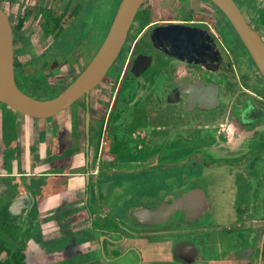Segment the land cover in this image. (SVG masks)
Masks as SVG:
<instances>
[{
	"label": "flooded vegetation",
	"instance_id": "flooded-vegetation-1",
	"mask_svg": "<svg viewBox=\"0 0 264 264\" xmlns=\"http://www.w3.org/2000/svg\"><path fill=\"white\" fill-rule=\"evenodd\" d=\"M201 1L221 13L209 1ZM143 11L140 17H135L116 59L119 63L117 75L104 78L112 80L113 87L116 83L119 87L111 106L106 104L103 111L100 109L102 114L98 118L90 111L89 94L90 189L93 193L97 189L103 194L102 186L106 182L120 183V180L135 178L141 167L145 169L150 164L161 171L158 173L163 178L166 175H162V171L170 172L167 174L185 172L181 177L170 175L167 179L170 181L162 184L174 195L165 198L164 203L192 189L202 191L208 203L198 218L189 219L178 213L173 217H180V220L170 226L173 217L165 224L146 226L139 224L130 212L129 224L134 229L130 230L129 238L114 228L108 229L114 224L106 225L101 230L103 239L99 240L105 260L114 264L127 258L122 264H152L151 258L144 259L142 251L148 248V240L156 239L159 244L152 245L150 252L161 258L162 264H221L222 257L229 258L228 263L234 260L238 264L236 262L242 255L244 260L249 258L244 264H264V154H260L264 153V94L255 92L251 86L258 70L232 27L224 24L217 28L223 41L221 44L212 27L191 11L184 13L188 15L184 19L150 23H147L150 14L145 9ZM213 15L212 23L216 26ZM218 21H224L223 15ZM170 25L205 31L209 47H196L197 63L177 60L157 47L159 31ZM229 31L233 35L227 34ZM241 47L251 65H240L242 59L234 52ZM137 59L138 69L141 68L140 74L136 75L131 69ZM146 63H149L148 67L141 72ZM234 70L236 74H233ZM241 79L255 93L241 85L238 90ZM205 87L209 90L206 91ZM206 94L209 96L207 101ZM134 97L136 106L127 108L126 104ZM204 101L215 105L201 108L199 104ZM84 118L85 115L83 129L73 125L71 139L77 146L82 139L86 161ZM103 120L104 125L101 124ZM255 132H260L257 140L252 137ZM257 162L261 165L254 168ZM209 172H214V176L207 178L208 187L194 181ZM159 203L136 209H152ZM216 204L224 211L218 213ZM207 214H210L208 224L204 221ZM90 216L92 219L93 214ZM212 235L216 236L211 242L208 237ZM218 236L226 240L224 246L217 240ZM192 237L200 243L197 244ZM210 244L214 248L211 255Z\"/></svg>",
	"mask_w": 264,
	"mask_h": 264
},
{
	"label": "rangeland",
	"instance_id": "rangeland-1",
	"mask_svg": "<svg viewBox=\"0 0 264 264\" xmlns=\"http://www.w3.org/2000/svg\"><path fill=\"white\" fill-rule=\"evenodd\" d=\"M58 1L60 0H0V7H2L6 11V14L9 16V20L12 26H14L17 23L18 19L20 18V16H22L25 10L31 11V15L27 17L24 27L20 31L13 32L14 39L16 41L15 43L16 55L14 56V63H16L17 65L15 70L16 84L18 86L20 84L23 89H27L29 86L35 84L41 90L47 92L52 90L54 87L58 85H66L68 81L77 74L76 73L77 67L71 65L69 62H66L65 60L60 61L59 63L52 62L48 67L44 68L42 73L34 76L29 75L27 71L28 69L26 70V68H22L24 63L32 64L33 60L38 56H40L43 49L52 43V39L45 38L43 35V31L40 25V23L42 22V18L38 15L37 10L40 7H47V8L55 7ZM87 1L88 0H83L82 2L84 4V2ZM233 1L238 5L239 9L241 10L242 14L244 15L249 25L252 28L254 27L256 31L260 32L258 34L260 36L262 35L264 39V0H233ZM83 7L84 10L79 13L78 17H76L75 20L73 19L74 20L73 28L70 29L71 31L73 30L74 32H76V36L77 35L79 36L76 37L70 34L68 38V40L71 39L75 43V46L79 43L81 44L80 47H78V49L84 52L82 55L83 56L82 60L84 64L82 63L81 69L85 68L88 65V63L93 58L92 56L95 55V54L93 55L94 51L97 49L99 45L102 44L109 29L108 21H110L111 19L110 15L107 14L106 12L107 4L103 0H92L87 4H84ZM143 9H145V11H148L151 17V19L147 23L166 20V19H182V18L184 19L188 17V15L184 13L191 11L194 13V15H197L200 18V20H203L204 22L209 24L219 36L221 44L223 42L220 33L217 31V28L224 26V24L227 26L226 21L225 20L218 21V19L221 18L222 16L221 13L219 12L217 13L216 11H214L212 7L202 2L201 0H148L146 4H144ZM212 15L214 16L213 20L215 22L217 21L216 26H214L212 23ZM66 21L67 24L68 23L70 24L72 20L66 19ZM88 33H90L91 36H89L90 37L89 41L86 42V36ZM227 34L233 35V32L229 31L227 32ZM133 43H134V39L131 41L130 47H132ZM220 48L221 49L223 48L222 45L220 46ZM230 48H233V45H231ZM234 53L238 54V56L241 57L242 60H240L239 62L241 66L244 67V65H246L247 63L250 65L252 64L250 59L246 56L244 49L242 47L236 48V52ZM76 55H77L76 56L77 60L80 61L81 53L77 52ZM227 58L230 59V56L229 57L227 56ZM244 58L247 61L245 60L243 61ZM118 66H119L118 61L117 62L115 61L113 66L108 71L107 75L108 76H111L112 74L117 75ZM124 67L122 68V71ZM235 67L237 68V66ZM236 73L237 71L234 70L233 74ZM254 78L255 80L251 82V86L254 88L255 92L256 91L259 93L262 92L264 94V79L260 76V74L257 71L254 74ZM240 85L246 89H249L247 85L244 84L242 79L238 82V90H241ZM111 87L113 89L110 90ZM118 87H119L118 83H116L113 87L112 80L110 81L109 79H105L96 89H94L90 93V108H91L90 111L92 112V115L94 117L98 118L101 116L103 108L106 104H108V107L111 106L114 96L118 90ZM250 91L255 93L253 90ZM134 102H135V97L128 101L126 107L130 108L132 106H136L134 105ZM83 104H84V99L81 98L79 101L74 103L70 108L66 109L65 111L61 112L59 115L54 117L52 119L53 124L57 123L58 126L63 125V129L65 127L64 125H66V129H69L68 127L71 128L70 131H72V127H74L73 125L75 124L76 126L78 125L80 129H83V117H84V113L82 110ZM108 110L109 109H107L106 114L108 113ZM104 123L105 120L101 122L102 125H104ZM53 135H55V138L58 135L61 136L62 130L59 129L57 131V129H54ZM252 137L254 140H257L260 137V132L257 133L255 132ZM237 139H239V137H237ZM242 150L244 151V149ZM260 154H264V153L260 152ZM79 155L83 160L82 151L80 152ZM260 165L261 163L258 164L257 162V165H254V168L256 167L258 168ZM153 166L154 165L150 166V164H147V167L145 169H143L144 167H141L140 168L141 170L137 172L138 174L135 178L124 179L123 182L122 180H120V183H116L115 181L106 182V184L102 186L103 190L101 193L104 192L103 194H99L98 190L96 189L95 191L96 193H94V197H95L94 202L95 200L99 201L100 204L99 203L98 204L100 205L101 211L100 212L98 211L97 214L99 215V218H103V220L99 219L100 220L99 222L95 221L94 222L95 226L105 227L106 225L109 226L112 223L114 225L109 226L108 229L114 228V230L116 229V231H118L122 236L129 238L130 230L132 231L134 229L133 225L130 226L129 224L131 220L129 216L130 212H132L133 210H135L140 206L144 207L146 205L148 207H153L159 202L164 203L163 202L164 199L167 198L168 196L171 195L174 196L172 193H170V189L163 187V185L164 183L170 181L167 180L171 177L170 175L172 176L175 175L179 177L185 176L184 170H182V172L179 173L172 172L173 174H167L170 172L162 171L163 173L162 175H166L167 177V178L164 177L166 178V180H164V178L161 177V174H159L161 171H159V169L155 170ZM133 167H136L135 164L133 165ZM263 172H264V166H263ZM194 175H195L194 177L197 176V174L195 173ZM213 176H214V172H209V174H206L205 176H199L197 179L195 178L194 181L199 185L208 187L207 178L210 179ZM116 179L117 178H114V180ZM34 182H37V180ZM103 183L104 182H102V184ZM184 184H188V183L185 182ZM151 191L152 193H150ZM216 207L219 209L218 213L224 211L223 208L219 207L218 204H216ZM209 215L207 214L206 218L204 219L205 222L208 220V218H210ZM177 220H180V217L177 216L173 217L172 220L169 222L170 223L169 226L175 225ZM14 221H17V219H13L9 222H14ZM9 222L7 223L10 224ZM17 233H18V228H17ZM214 236L216 235H212L208 237V239L211 240L212 242L214 241ZM100 238L101 237H99V240ZM217 238L218 241H222V244L224 246L226 240L220 236H218ZM195 239L196 238H193L194 241ZM195 242L197 244L200 243L199 241H195ZM146 243L149 244V246L147 249L145 248V250L142 251L144 259L149 260L151 258L152 264H162V259L161 258L159 259L158 256H156L155 254H151L150 252V247H152V245L159 244V242L156 239H151V241L148 240ZM70 244L71 242H68L64 248H68ZM142 245H143V240H142ZM212 245L213 244H210V250H209L210 255L212 254L214 249ZM64 248H62L61 250L63 251ZM222 252H226V250H222ZM242 257L243 255L241 256V258H239V260H237L238 262L236 263L244 264L245 262H248L249 258L244 260ZM4 258L5 255L2 254V259ZM44 260L50 261L51 259L45 258ZM63 260H64L63 262H66V264H77V262L82 264H88L87 262L89 261V258H85V256H81L80 259L70 257L68 259H63ZM228 260L229 258L222 257L221 264H235L234 260H230L231 263H228ZM39 261L41 262V259ZM209 264H216V263L211 262Z\"/></svg>",
	"mask_w": 264,
	"mask_h": 264
},
{
	"label": "crops",
	"instance_id": "crops-1",
	"mask_svg": "<svg viewBox=\"0 0 264 264\" xmlns=\"http://www.w3.org/2000/svg\"><path fill=\"white\" fill-rule=\"evenodd\" d=\"M53 118H32L0 103V210L7 222L17 219L9 223L18 228L24 264H66L63 259L81 256L88 264H112L99 241L104 227L93 225L101 210L79 155L82 139L77 146L71 128ZM54 129L62 135L55 138Z\"/></svg>",
	"mask_w": 264,
	"mask_h": 264
},
{
	"label": "water",
	"instance_id": "water-1",
	"mask_svg": "<svg viewBox=\"0 0 264 264\" xmlns=\"http://www.w3.org/2000/svg\"><path fill=\"white\" fill-rule=\"evenodd\" d=\"M146 0H121L115 12L107 34L99 49L75 79L59 94L49 99L34 98L23 92L16 84L14 71V35L9 16L0 8V103L21 114L32 118L49 119L70 108L81 98H85V145H86V181H89V94L104 80L108 71L118 58L125 44L129 29L138 10ZM227 19L240 42L247 51L254 66L264 79V41L248 24L238 5L233 0H207ZM200 28L182 25H170L159 31L157 47L180 61H195L197 46L209 47L207 36ZM139 59L131 72H140ZM149 63L142 66V71ZM140 74V73H139ZM208 91L209 88L205 87ZM205 100H209L206 94ZM200 102L201 108L214 107L215 103ZM208 199L198 189H192L184 195L172 198L169 202L156 207L135 209L131 216L142 225L152 226L167 223L171 217L183 213L189 219L198 218L207 207ZM102 241V239H101Z\"/></svg>",
	"mask_w": 264,
	"mask_h": 264
},
{
	"label": "trees",
	"instance_id": "trees-1",
	"mask_svg": "<svg viewBox=\"0 0 264 264\" xmlns=\"http://www.w3.org/2000/svg\"><path fill=\"white\" fill-rule=\"evenodd\" d=\"M82 1L83 0H60L55 5V7L38 8L37 13L42 18V22L40 23V25L43 31V35L45 38L52 39V43L42 51L40 56H38L37 58L33 60L32 64L24 63L22 68H26V70L28 69L27 71L30 76H34V75L42 73L44 68L48 67L52 62L59 63L60 61H63V60L77 67L76 76L82 72V70L84 69V68L81 69V65L83 63L82 55L84 52L78 49V47H80L81 44L79 43L75 46V43L71 39L68 40L70 34L76 36V32H74L73 30L72 31L70 30L73 28V23H74L73 21L76 19V17H78L79 13L84 10V7H83L84 4H87L91 2L92 0H88L89 2L88 1L84 2V4ZM103 1L107 4L106 12L107 14L110 15V18H111L110 21H108L109 22L108 28H109L112 22V18L114 17L115 12L121 0H107V2L106 0H103ZM143 8H144V4L138 10L136 14V18L140 17L141 13L144 12ZM29 15H31L30 10H25L23 12L22 16H20L17 23L14 26H12L13 32L20 31L24 27L26 19L27 17H29ZM223 18L226 21L227 26L231 27L227 19L224 16ZM66 19L72 20L70 24L69 23L67 24ZM78 36L79 35H77L76 37ZM89 36H91L90 33H88L86 36V42L89 41L90 39ZM13 42H14V56H15L16 55L15 39L13 40ZM99 46L94 51L93 55L99 49ZM77 52L81 53L80 61L77 60V57H76ZM16 67L17 65L16 63H14V71L16 70ZM76 76L70 79L66 85H58L54 87L52 90L47 91V92L41 90L35 84L32 86H29L27 89H23L20 84L18 87L23 92H25L26 94L34 98H38V99L52 98L56 96L59 92H61L67 85H69L75 79ZM24 90H26L27 92ZM6 218L7 217L4 214V210L1 209L0 210V236H1L0 237V264H24L22 248L19 245L18 246L16 245L17 244L16 242L17 241V227L16 226L13 227L11 226V224H8L6 221ZM2 254L5 255L4 259H2Z\"/></svg>",
	"mask_w": 264,
	"mask_h": 264
}]
</instances>
